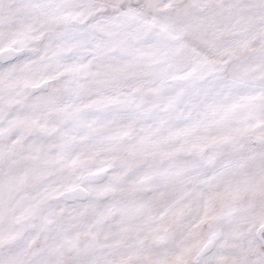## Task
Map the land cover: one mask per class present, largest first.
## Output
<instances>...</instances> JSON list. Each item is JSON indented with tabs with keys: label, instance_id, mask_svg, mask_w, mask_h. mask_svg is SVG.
I'll return each instance as SVG.
<instances>
[{
	"label": "snow or ice",
	"instance_id": "1",
	"mask_svg": "<svg viewBox=\"0 0 264 264\" xmlns=\"http://www.w3.org/2000/svg\"><path fill=\"white\" fill-rule=\"evenodd\" d=\"M0 264H264V0H0Z\"/></svg>",
	"mask_w": 264,
	"mask_h": 264
}]
</instances>
